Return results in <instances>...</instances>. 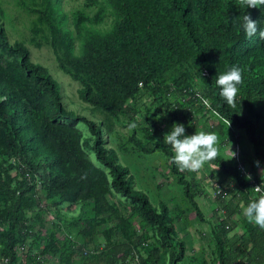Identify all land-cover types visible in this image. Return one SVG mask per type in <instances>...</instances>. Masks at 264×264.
I'll list each match as a JSON object with an SVG mask.
<instances>
[{
	"label": "trees",
	"instance_id": "16d2710c",
	"mask_svg": "<svg viewBox=\"0 0 264 264\" xmlns=\"http://www.w3.org/2000/svg\"><path fill=\"white\" fill-rule=\"evenodd\" d=\"M104 1L114 17L108 29L100 28L106 9L97 0H87L71 20L66 12L59 13L62 0L15 1L20 9L35 15L32 32L42 35L58 69L80 84L79 98L91 112L105 116L99 122L67 109L48 69L31 60L24 43H11L0 23V264H19L17 247L29 235L25 212L41 202L37 183L47 207L59 213L65 204L83 203L95 216L114 218L115 225L103 233L105 243L96 257L98 262L116 264L137 257V264H160L164 254L167 264H180L185 243L176 235L170 209L163 202L153 205L147 193L136 188L129 167L106 141L111 118L129 115L131 123L137 124L138 111L129 101L141 91L150 94L172 124L184 123L189 135L197 130L200 110L194 101L202 106L198 98L204 99L207 110L218 118L208 130L221 137L220 144L232 131L242 130L258 161L264 163V38L258 33L249 38L242 27L246 13L264 26V0ZM93 4L97 10L90 15L86 10ZM36 44L41 45L39 41ZM232 64L243 68V80L236 99L229 102L220 94L215 77ZM196 81L203 88L202 97L193 88ZM169 95L178 96L174 105ZM77 123L87 127L91 151L103 169L83 150ZM137 126L143 138L130 124L132 143L147 154L156 150L165 154L185 198L202 219L194 188L186 178L192 170L179 168L172 150L154 140L156 127L148 116ZM6 161H11L10 165L5 166ZM208 162L233 184L223 189L217 201L224 213V219L212 229L217 264H264L261 225L245 216L241 219L244 233L229 235L232 217L240 214L239 204L246 207L254 199L251 181L219 152ZM111 193L132 203L142 227L152 230L153 243H148L146 230L138 234L131 222L119 215L108 201ZM228 195L234 204L224 200ZM42 218L43 214L38 215L39 232L44 230ZM97 226V222L86 221L82 232L92 237ZM55 247L51 236L43 250L56 252ZM72 258L73 252H69L64 264H72Z\"/></svg>",
	"mask_w": 264,
	"mask_h": 264
},
{
	"label": "rangeland",
	"instance_id": "374dc122",
	"mask_svg": "<svg viewBox=\"0 0 264 264\" xmlns=\"http://www.w3.org/2000/svg\"><path fill=\"white\" fill-rule=\"evenodd\" d=\"M15 1L0 0V23L3 24L9 41L11 43L16 41L24 43L30 51L31 60L48 69L52 78L59 85L61 101L67 109L96 122H99L100 119L105 120V116L102 113L98 111L92 113L90 106L79 98L78 90L80 84L58 69L52 50L49 46L43 44L42 35H35L32 32L35 15L20 9ZM86 1L62 0L59 13L63 15V12H66L67 18L71 20L73 12L82 10V6ZM97 1L105 4L106 9L104 21L100 28L108 29L113 24L114 17L104 0ZM96 6L93 4L91 8L86 10V13L90 12V15H93L97 10ZM37 41L41 45L37 46ZM171 82L172 80H169V83ZM193 85V88L198 91V95L202 97L203 88L200 82L196 81ZM172 86L174 88V85ZM168 98L172 105L178 100L176 95H169ZM198 99L202 106L198 101H194V106H200L196 116V129L197 131H209L208 127L216 125L218 118L213 112L207 110L209 108L204 104V99ZM129 104L138 111L136 115L137 124L142 123L143 119L148 116L156 127V132L153 136L154 140L171 149V146L164 141V134L171 129V120L169 117L163 116V109L158 108L150 94L146 91H141L138 97L129 101ZM130 124L135 126L136 135L142 139L143 136L137 124L131 123L129 115H123L119 119L111 118L108 121L110 129L106 136L107 145L115 149L120 162L129 167L131 174L134 176L136 188L145 191L153 205L157 206L160 202H163L170 209L176 235L178 239L185 243V257L180 261V264H217L212 229L221 219H224L223 210L217 201L223 189L233 186L231 180L220 177L218 169L208 161L201 168L191 169L192 172L187 173L186 178L194 188L195 201L202 214V219L199 218L195 215L194 209L185 198L182 186L178 184L175 175L171 173L165 154L157 150L150 154L139 150L130 140L132 132L129 127ZM75 126L82 133L83 150L97 167L103 169L91 151L92 136L89 134L87 127L82 123H77ZM220 139L221 137L217 141L218 152L228 162H233L234 164L235 157L238 155L246 173L240 174L249 181L257 178V181H255L260 182L264 187V163L259 161L260 163L257 164L258 159L245 133L242 130L232 131L224 139L225 143L223 145L220 144ZM10 163L11 161H6L4 165L8 166ZM9 171L12 175H15L13 168L9 169ZM253 174H255V178ZM36 191L41 202L39 207H34L32 210L25 212L26 221L24 225L28 229L29 235L17 247V263L64 264L63 260L68 253L73 252L72 264H104L103 262H98L96 257L104 248V231L115 225L114 218L109 215L95 216L92 214L90 206L83 203L75 205L65 204L59 213L54 208L47 207V201L42 195L39 183L36 185ZM224 200L235 203L232 195L226 196ZM108 201L118 210L120 216L131 222L138 234L146 230L150 236L148 243H153L154 234L152 230L142 227L140 218L135 213L129 200L119 194L111 193L108 196ZM244 208V204L240 203V214L232 217L230 236L244 233L241 223V219L246 216ZM41 214H43L44 230L39 232L38 226L40 222L38 215ZM86 221L98 223L92 237H88L82 232L85 229ZM262 228L264 229V226ZM51 236L56 242V252H44L43 249ZM83 249L87 251L86 254L82 253ZM139 252L140 255L145 256L142 248H139ZM136 259L137 257H128L125 260H117L116 264H137ZM160 264H167L166 255H162Z\"/></svg>",
	"mask_w": 264,
	"mask_h": 264
},
{
	"label": "clouds",
	"instance_id": "9594fccd",
	"mask_svg": "<svg viewBox=\"0 0 264 264\" xmlns=\"http://www.w3.org/2000/svg\"><path fill=\"white\" fill-rule=\"evenodd\" d=\"M242 27L247 37L250 38L258 33L264 38V26H260V22L253 20L248 13L244 15ZM242 80L243 68L238 64H232L227 70L217 72L215 77L216 84L220 86V94L229 102L236 99ZM164 141L171 146L174 153L172 159L181 169H199L218 152V136L215 131L196 130L189 135L186 134L182 122H173L170 131L164 134ZM259 163L257 161V164ZM244 213L250 221L264 226V194L249 200Z\"/></svg>",
	"mask_w": 264,
	"mask_h": 264
},
{
	"label": "built area",
	"instance_id": "2783aa9c",
	"mask_svg": "<svg viewBox=\"0 0 264 264\" xmlns=\"http://www.w3.org/2000/svg\"><path fill=\"white\" fill-rule=\"evenodd\" d=\"M205 105H208L206 101H203ZM235 164L237 165V169L240 171V173L242 174H246L245 173V169L240 161V159L238 158V155H236L235 157ZM252 183V190H253V198L256 199L258 198L261 194H264V187L263 185H261L260 182H256L255 180H251ZM257 186H259V188H257Z\"/></svg>",
	"mask_w": 264,
	"mask_h": 264
},
{
	"label": "bare ground",
	"instance_id": "6f19581e",
	"mask_svg": "<svg viewBox=\"0 0 264 264\" xmlns=\"http://www.w3.org/2000/svg\"><path fill=\"white\" fill-rule=\"evenodd\" d=\"M192 261V260H191Z\"/></svg>",
	"mask_w": 264,
	"mask_h": 264
}]
</instances>
